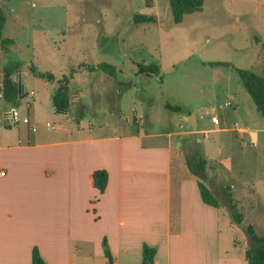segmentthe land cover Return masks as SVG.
Instances as JSON below:
<instances>
[{
  "label": "rangeland",
  "instance_id": "374dc122",
  "mask_svg": "<svg viewBox=\"0 0 264 264\" xmlns=\"http://www.w3.org/2000/svg\"><path fill=\"white\" fill-rule=\"evenodd\" d=\"M0 3L7 16L4 37L15 41L10 53L0 47V87L3 67L11 60H20L22 83L30 92L18 107L19 119L35 118L41 132L55 137L61 133L62 118H66L44 100L36 105L39 96L45 95L48 81L33 75L32 65L57 78L69 77L71 100L78 89H85L91 107L84 114L92 117V111L102 108L104 112L97 118L109 122L112 129L126 124L120 109L131 117L137 107L144 118L135 115L130 126L158 132H179L180 118H189L188 113L166 109V103L193 111L204 131L180 135L175 143L198 140L205 154L214 159L205 184L222 203L236 245L248 249L246 226L253 225L264 235V116L235 69L264 76V0H206L203 10L187 15L182 24H175L169 0ZM136 13L156 16L158 21L136 24ZM155 58L160 60L161 74L146 78L148 83L138 87L133 62L148 64ZM104 62L117 67V77L88 70V66ZM216 62L231 66L213 65ZM74 72L78 78L72 85ZM123 83L128 85L120 99L118 91ZM74 102L71 111L78 115L81 110ZM10 109L11 105L0 98V118ZM214 117L219 118V124L214 123ZM48 123L55 128H49ZM186 123L187 129L193 130L189 120ZM233 204L244 215L242 225L232 217ZM224 230L229 232L226 227ZM110 259L114 261L108 258L107 264H111Z\"/></svg>",
  "mask_w": 264,
  "mask_h": 264
},
{
  "label": "crops",
  "instance_id": "0c3cea01",
  "mask_svg": "<svg viewBox=\"0 0 264 264\" xmlns=\"http://www.w3.org/2000/svg\"><path fill=\"white\" fill-rule=\"evenodd\" d=\"M139 64L133 62L138 87L149 81L138 75ZM77 78L74 72L72 85ZM60 79L45 84L38 107L42 100L53 104ZM127 85L120 84V99ZM77 91L70 110L58 112L66 118L55 137L41 132L35 118L13 122L12 106L0 118V168L8 172L0 179V264H33L35 247L47 264H107L104 238L114 264H143L144 244L157 248L154 264H248L222 209L203 201L184 144L175 143L193 133L188 116L180 118L181 131L158 132L130 126L135 115L144 118L137 107L131 117L120 109L126 124L112 129L97 118L102 108L84 114L91 106L85 89ZM97 169L110 174L104 193L93 186Z\"/></svg>",
  "mask_w": 264,
  "mask_h": 264
},
{
  "label": "trees",
  "instance_id": "16d2710c",
  "mask_svg": "<svg viewBox=\"0 0 264 264\" xmlns=\"http://www.w3.org/2000/svg\"><path fill=\"white\" fill-rule=\"evenodd\" d=\"M169 2L175 24H182L187 15L202 11L206 0H169ZM157 21L158 19L156 16L144 13H136L134 16V22L136 24L157 23ZM6 24L7 16L0 3V47L4 50H8V53H10L9 47L14 45L15 41L11 38L4 37ZM213 65L231 66L230 63L226 62H216L213 63ZM21 67L22 62L20 60H11L3 67L4 81L1 93L4 100L14 108L21 106L19 84L14 78L16 74L20 72ZM235 69L239 73L245 89L251 95L257 108L264 116V76L249 69L238 67H235ZM30 70L33 75L48 82H55L57 80L56 75L50 72H42L34 65L30 67ZM88 70H102L110 77H117L118 75L117 67L107 62L101 63L98 66H88ZM161 71L160 62L156 58L151 63H140L138 65V75L142 77L159 76ZM69 80V77L64 76L63 79L58 81L59 88L53 96V105L58 112H66L71 108ZM165 108L173 113L185 112L189 115L192 114L191 111H186L180 105L166 103ZM189 142L192 141L187 140L186 144H184L186 164L190 172L198 178L202 199L209 205L221 208L222 203L205 184V182L209 180V170L213 169L214 166L209 157L205 154L203 145L200 144L198 140L193 141L191 146ZM109 180L110 174L106 169H97L93 174V186L101 193L107 190ZM232 207L234 209L232 217L236 223L242 225L244 223V215L237 209V205L233 204ZM244 230L249 239V247L246 250L248 264H264V235L259 234L253 225L246 226ZM103 247L107 258H113L107 238H104ZM157 252L158 250L156 247L144 244L143 264H154ZM32 260L33 264H47L38 247H35L33 250Z\"/></svg>",
  "mask_w": 264,
  "mask_h": 264
},
{
  "label": "water",
  "instance_id": "95a60500",
  "mask_svg": "<svg viewBox=\"0 0 264 264\" xmlns=\"http://www.w3.org/2000/svg\"><path fill=\"white\" fill-rule=\"evenodd\" d=\"M16 81L19 84V90H20V99H23L27 94H28V89L27 87L24 86V84L22 83V79H21V74L20 72L16 74L15 76ZM190 125L194 131V133L199 132L198 130V121H197V116L196 114L192 113L191 115H189L188 118ZM111 264H114V261L112 259H110Z\"/></svg>",
  "mask_w": 264,
  "mask_h": 264
},
{
  "label": "built area",
  "instance_id": "2783aa9c",
  "mask_svg": "<svg viewBox=\"0 0 264 264\" xmlns=\"http://www.w3.org/2000/svg\"><path fill=\"white\" fill-rule=\"evenodd\" d=\"M11 119L13 122H18L20 119H19V113H18V110L16 108L13 109V111L11 112V115H10ZM24 122H29V118H24ZM214 122L216 124H219L220 123V120L218 117H214ZM50 128H54L53 124L49 123L48 124ZM7 170L6 169H3V168H0V179L1 178H4L5 176H7Z\"/></svg>",
  "mask_w": 264,
  "mask_h": 264
}]
</instances>
